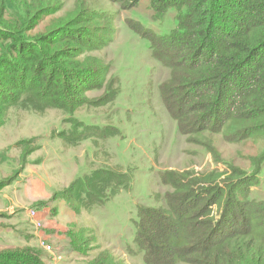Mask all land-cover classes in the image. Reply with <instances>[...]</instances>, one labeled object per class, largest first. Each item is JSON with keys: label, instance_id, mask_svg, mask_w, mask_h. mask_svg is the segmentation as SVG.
Segmentation results:
<instances>
[{"label": "trees", "instance_id": "1", "mask_svg": "<svg viewBox=\"0 0 264 264\" xmlns=\"http://www.w3.org/2000/svg\"><path fill=\"white\" fill-rule=\"evenodd\" d=\"M108 1L128 10L141 0ZM64 5L63 0H0V128L11 108L73 114L96 102L89 93L104 91L98 100L109 103L117 97L112 64L92 55L111 41L113 27L105 21L111 19L91 0H75L68 10ZM148 7L155 21L173 10L174 26L158 34L133 19L124 21L147 40L151 59L168 70L160 94L178 131L192 142L210 133L228 144L254 145L261 159L253 157L250 173L233 166L200 176L161 173L170 191L157 206H137L133 246L126 251L136 248L144 264H264V199L252 190L264 173V0H148ZM92 128L57 135L66 146L91 139L97 147L95 137L117 132ZM23 144L17 141L15 147ZM30 153L25 148L21 157ZM24 164L16 176L0 179V192ZM131 180L118 166H89L62 196L77 213H90L128 189ZM87 243L82 232L71 234L74 253L87 254ZM98 256L83 264H114L105 252ZM0 264L50 263L43 249L25 245L0 248Z\"/></svg>", "mask_w": 264, "mask_h": 264}, {"label": "rangeland", "instance_id": "2", "mask_svg": "<svg viewBox=\"0 0 264 264\" xmlns=\"http://www.w3.org/2000/svg\"><path fill=\"white\" fill-rule=\"evenodd\" d=\"M63 1L64 10L75 5V0ZM91 2L96 10L109 16L111 20H105L106 25L111 22L113 27L111 41L92 55L112 64L119 80V93L110 103L98 100L104 91L89 93L87 97L96 102L73 114L56 109H48L43 114L8 110L0 128V151L6 157V164L0 166V179L16 176L23 161L25 164L15 182L0 192V213H3L0 248L25 245L41 248L39 239H43L55 250L54 255L61 256L62 264L92 263L100 252H105L114 264H144L143 254L136 248L133 253H127L126 245L133 246L137 206H157L170 191L161 183V173L187 171L200 176L231 170L232 166L250 173L253 157H256L254 161L261 157L254 145L228 144L219 134L205 133L192 142L178 131L160 94L168 70L151 59L147 40L124 21L133 19L164 34L174 26L173 10L155 21L151 18L148 0H141L138 6L128 10L108 0ZM92 126L98 132L114 129L117 132L104 139L94 132L99 135L94 138L97 147L91 139L78 146H66L57 135L63 130L80 131L84 127L95 131ZM20 140L24 144L16 148L15 143ZM25 148L31 153L23 159ZM89 166H118L131 175V184L90 213L82 209L77 213L67 197L62 196V190L75 177L85 174ZM260 180L261 184L252 190H258L253 194L264 199V173ZM11 204L15 209H11ZM32 209L42 221L36 232L37 240L27 217V211ZM75 232H82L88 239L87 254L79 255L71 250V234Z\"/></svg>", "mask_w": 264, "mask_h": 264}, {"label": "built area", "instance_id": "3", "mask_svg": "<svg viewBox=\"0 0 264 264\" xmlns=\"http://www.w3.org/2000/svg\"><path fill=\"white\" fill-rule=\"evenodd\" d=\"M11 209H15V207L13 206V207H11ZM27 217H28L29 221L31 222V224L33 225L34 230H35L34 233L36 235V232L42 226L41 218L38 216V212L36 210H34V209L27 211ZM42 240L43 239H39L40 245H41L40 247L42 249H44L47 253L53 255V256H51L53 259L50 258L52 260V262H55V263L56 262H60L61 256L54 255L53 250H52V247L47 242L45 243Z\"/></svg>", "mask_w": 264, "mask_h": 264}, {"label": "crops", "instance_id": "4", "mask_svg": "<svg viewBox=\"0 0 264 264\" xmlns=\"http://www.w3.org/2000/svg\"><path fill=\"white\" fill-rule=\"evenodd\" d=\"M9 206L13 207L14 205L11 204V205H9ZM14 207H15V206H14ZM34 235H35V233H34ZM34 239L37 240V236H36V235H35ZM52 250H53V253H54L55 250H54V249H52ZM44 251H45V250H44ZM45 252H46V251H45ZM46 253H47V252H46ZM47 256H48V258H49V263H50V264H62V263H61L62 261H61V262H56V263H55V262H52V260H51L50 258H52L51 256H53V255L47 253ZM52 259H53V258H52Z\"/></svg>", "mask_w": 264, "mask_h": 264}]
</instances>
